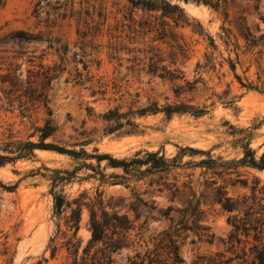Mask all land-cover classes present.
Returning a JSON list of instances; mask_svg holds the SVG:
<instances>
[{"label":"rangeland","instance_id":"374dc122","mask_svg":"<svg viewBox=\"0 0 264 264\" xmlns=\"http://www.w3.org/2000/svg\"><path fill=\"white\" fill-rule=\"evenodd\" d=\"M133 1L0 0V146L38 142L35 127L50 119L45 143L77 153L34 150L0 166V264H71L90 245V210L100 214V199L104 211L127 218L112 260L128 264L154 250L171 223L187 225L178 211L192 192L212 243L183 229L179 252L191 264L220 251L231 230L211 193L222 187L236 198L264 185V169L242 161L248 151L264 159V0H155L156 11ZM53 67L50 117L5 104L10 89L25 92L29 72ZM147 154L169 168L132 165L127 173L94 158ZM173 185L183 196L172 200ZM57 195L69 204L60 213Z\"/></svg>","mask_w":264,"mask_h":264},{"label":"trees","instance_id":"16d2710c","mask_svg":"<svg viewBox=\"0 0 264 264\" xmlns=\"http://www.w3.org/2000/svg\"><path fill=\"white\" fill-rule=\"evenodd\" d=\"M188 2V0H178ZM147 2V3H146ZM142 4V10L156 11L157 1L155 0H136L132 4ZM197 4H203L210 7H217L218 0H195ZM167 8L177 10L180 16H183V11L177 6H171L168 3L164 4ZM180 19H176L179 22ZM57 67L47 68L44 72H29L33 81L24 91L10 89L5 93V104L8 107H13L15 104L21 110V114L29 116L33 111L43 110L47 117H50L51 111L47 98V88L56 77ZM170 79H174L175 73L166 71ZM1 77V76H0ZM39 78V79H38ZM1 82V81H0ZM2 91L5 92L3 89ZM183 110V109H181ZM200 112V113H199ZM112 114V113H110ZM201 114V111L196 112ZM34 131L39 133L38 142L13 143L7 142L0 146V152L6 155H0V166L8 162L26 157L34 150L54 151L61 154H68L77 156V153L72 151H65L52 144L45 143L46 139L52 136L55 131L50 119L44 121L42 127H35ZM8 154H17L16 157H10ZM250 157V165L254 168L263 170L264 159H261L263 164H258L254 160V155L251 151L245 154L246 158ZM97 161L106 160L108 165L113 168H122L128 173V168L132 165H148L151 164V169L166 170L169 168L167 161L162 157H157L156 154H147L144 161L134 159L129 162L119 161L113 159L108 155H101L94 157ZM203 163V162H202ZM206 163L215 164L213 161ZM148 169L146 171H151ZM214 184V183H213ZM246 186V183H242ZM259 181L253 183L251 187V194L249 196L243 195L236 198L229 197L222 187H218L211 193L210 201L212 204L219 206L220 210L227 216L226 223L231 228L225 241H222L223 248L220 251L209 253L205 255L196 256L191 264H264V185L259 187ZM171 192L172 200L182 197L180 189L175 185ZM190 190V189H189ZM192 190H190L191 192ZM190 200H187L185 210H176L182 215L183 223L187 225L172 224L167 230L158 234L157 244L152 251H147L144 255L136 254L132 259L128 260V264H185L183 258L180 256V245L178 243L179 233L185 229L193 228V233L198 237H206L208 243H212V235H209V228L200 225L201 215L203 211L200 210L201 201L195 200V195L191 192L189 194ZM100 207V214L98 215L94 210H90L89 229L91 232L90 245L83 250L81 257H74L71 264H113L112 254L123 246L126 237L122 233L127 229L122 222H127L125 216L118 217L115 213L109 214L103 209L102 199L97 201ZM53 207L57 213H60L64 208L69 207L61 195L53 196ZM174 211L168 208V212ZM75 215L74 225L75 232L79 222L80 207L72 210ZM169 215V214H168ZM189 221L192 226H189ZM181 227V228H180ZM111 230V234L108 232ZM74 232V233H75ZM112 235V236H111ZM113 237H116L113 239ZM99 243H103V247L96 249L91 253V249ZM55 253V247L52 248V256Z\"/></svg>","mask_w":264,"mask_h":264}]
</instances>
